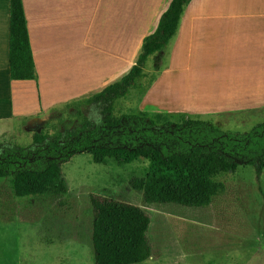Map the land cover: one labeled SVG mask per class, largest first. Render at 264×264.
Returning a JSON list of instances; mask_svg holds the SVG:
<instances>
[{
	"label": "trees",
	"instance_id": "trees-1",
	"mask_svg": "<svg viewBox=\"0 0 264 264\" xmlns=\"http://www.w3.org/2000/svg\"><path fill=\"white\" fill-rule=\"evenodd\" d=\"M191 1L172 0L157 30L144 39L141 55L127 75L97 94L53 107L50 112L59 111L61 117L34 132L30 144L0 145V179H10L16 198L67 195L62 166L80 154H89L103 165L110 160L119 165L146 161L144 175L131 185L147 205L207 207L226 191L217 175L245 165L255 167L258 174L264 172V122L249 132L233 133L218 127L213 117L140 109L142 98L169 67L171 48ZM9 6L10 77L38 81L24 2L9 0ZM90 202L99 264H141L153 259L152 219L144 208L97 193L90 195Z\"/></svg>",
	"mask_w": 264,
	"mask_h": 264
},
{
	"label": "crops",
	"instance_id": "crops-1",
	"mask_svg": "<svg viewBox=\"0 0 264 264\" xmlns=\"http://www.w3.org/2000/svg\"><path fill=\"white\" fill-rule=\"evenodd\" d=\"M33 1L36 8L32 11L29 0H23L39 78L18 81L10 77L9 0H0V123L17 119L23 123V117H36L119 81L137 63L144 39L157 30L172 2L92 1L88 24L76 40L88 54L85 57L82 53V66L74 72V42L65 49L37 43L36 24L73 36L74 26L60 22L67 13L59 14L52 0ZM105 21L114 22L122 37L108 42L109 33L100 34ZM55 51L60 52V58ZM148 98L152 103L154 98L160 101L155 114L191 113L205 119L264 109V0H192L172 46L169 67L144 101ZM18 264L99 262L93 241L85 243L61 232L22 224ZM141 264L175 263L172 257L164 256Z\"/></svg>",
	"mask_w": 264,
	"mask_h": 264
},
{
	"label": "rangeland",
	"instance_id": "rangeland-1",
	"mask_svg": "<svg viewBox=\"0 0 264 264\" xmlns=\"http://www.w3.org/2000/svg\"><path fill=\"white\" fill-rule=\"evenodd\" d=\"M92 1H50L59 14L67 13L60 22L74 26L73 36L36 24L40 45L65 49L70 46L69 42H74V72L82 66V53L85 57L88 54L76 40L81 29L88 24L94 9ZM29 3L31 10H35L34 1L29 0ZM101 26L105 30L100 34L110 35L108 42L123 35L115 31L112 21H105ZM69 52L70 48L68 56ZM54 53L60 58L59 51ZM133 97L136 106L137 97ZM144 99L145 96L140 103L142 110L152 114L160 110L157 107L160 101L154 98L152 103V99ZM52 108L38 115L41 117L37 119L0 123V145L30 144L34 132L61 117L59 111L50 112ZM211 119L225 131L246 133L264 122V109ZM146 165L142 159L129 165H119L115 160L103 165L95 163L89 154L76 155L62 166L69 193L55 197L18 199L12 193L10 179H0V264H18L22 224L61 232L85 243L94 241V214L90 202V195L94 193L118 197L149 213L152 219L149 238L154 258L170 256L175 264H264V172L258 174L255 167L245 165L239 166L234 173L217 175L215 179L225 184L226 191L216 196L207 207L189 208L177 204L147 205L143 194L131 185L134 178L144 175Z\"/></svg>",
	"mask_w": 264,
	"mask_h": 264
},
{
	"label": "bare ground",
	"instance_id": "bare-ground-1",
	"mask_svg": "<svg viewBox=\"0 0 264 264\" xmlns=\"http://www.w3.org/2000/svg\"><path fill=\"white\" fill-rule=\"evenodd\" d=\"M42 239V238H41ZM42 241L44 242L45 241V239H42Z\"/></svg>",
	"mask_w": 264,
	"mask_h": 264
}]
</instances>
